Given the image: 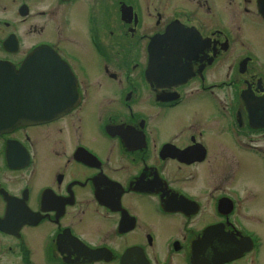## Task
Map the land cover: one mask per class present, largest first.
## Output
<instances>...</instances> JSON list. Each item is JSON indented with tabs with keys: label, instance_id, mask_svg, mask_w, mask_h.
Segmentation results:
<instances>
[{
	"label": "flooded vegetation",
	"instance_id": "obj_1",
	"mask_svg": "<svg viewBox=\"0 0 264 264\" xmlns=\"http://www.w3.org/2000/svg\"><path fill=\"white\" fill-rule=\"evenodd\" d=\"M38 46L67 108L0 132V264H264V0H0V63Z\"/></svg>",
	"mask_w": 264,
	"mask_h": 264
},
{
	"label": "water",
	"instance_id": "obj_2",
	"mask_svg": "<svg viewBox=\"0 0 264 264\" xmlns=\"http://www.w3.org/2000/svg\"><path fill=\"white\" fill-rule=\"evenodd\" d=\"M47 56L40 46L28 54L19 68L0 63V132L42 122L66 110V76L62 71L63 78L58 75L59 60Z\"/></svg>",
	"mask_w": 264,
	"mask_h": 264
}]
</instances>
